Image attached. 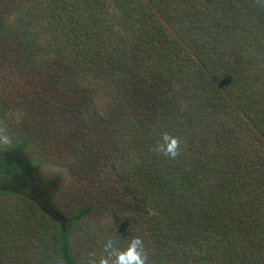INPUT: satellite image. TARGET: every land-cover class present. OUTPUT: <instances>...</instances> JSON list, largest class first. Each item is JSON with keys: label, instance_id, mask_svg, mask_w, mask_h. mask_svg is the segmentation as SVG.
Returning <instances> with one entry per match:
<instances>
[{"label": "trees", "instance_id": "obj_1", "mask_svg": "<svg viewBox=\"0 0 264 264\" xmlns=\"http://www.w3.org/2000/svg\"><path fill=\"white\" fill-rule=\"evenodd\" d=\"M0 67L37 103L0 145V264H88L109 237L147 264H264L257 0H0ZM46 147L64 172L42 186Z\"/></svg>", "mask_w": 264, "mask_h": 264}, {"label": "rangeland", "instance_id": "obj_2", "mask_svg": "<svg viewBox=\"0 0 264 264\" xmlns=\"http://www.w3.org/2000/svg\"><path fill=\"white\" fill-rule=\"evenodd\" d=\"M19 74L18 71L12 68L0 67V126L6 129L11 139V143L8 145H12V140L17 138L16 132L23 126L24 119L30 116L37 107V103H34L35 101L29 98L31 91L27 89L25 81H22V77ZM98 103L103 108L107 105L104 98H99ZM42 152H44L43 155ZM37 154H39L40 161L35 175L43 186L47 182L55 181L56 176L64 172L63 160L60 159L56 149H49L48 147L45 148V151H39L38 149ZM96 180L98 181L97 184L103 189L110 190L117 186L114 182L115 177L104 166H102V170H100ZM58 181L61 182V179ZM8 187V184L0 179V189H8ZM21 228L20 226L19 229ZM27 238L28 240L23 241V243L30 245L40 243L31 233L27 235Z\"/></svg>", "mask_w": 264, "mask_h": 264}, {"label": "clouds", "instance_id": "obj_3", "mask_svg": "<svg viewBox=\"0 0 264 264\" xmlns=\"http://www.w3.org/2000/svg\"><path fill=\"white\" fill-rule=\"evenodd\" d=\"M257 3L264 6V0H257ZM11 139L4 127L0 126V144L8 145ZM181 141L178 137L168 132L161 133L160 140L152 146V151L165 158L175 160L180 154ZM114 228L115 225L113 224ZM104 255L99 259H90L88 264H147L148 253L145 250L143 241L139 237L130 239L126 246L120 247L115 238L109 237L104 243ZM52 264H65L61 255L53 258Z\"/></svg>", "mask_w": 264, "mask_h": 264}]
</instances>
